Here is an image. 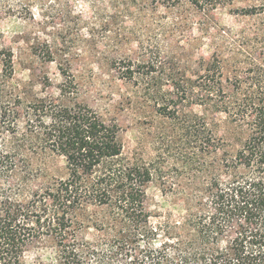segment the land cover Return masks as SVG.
I'll use <instances>...</instances> for the list:
<instances>
[{"label": "trees", "instance_id": "1", "mask_svg": "<svg viewBox=\"0 0 264 264\" xmlns=\"http://www.w3.org/2000/svg\"><path fill=\"white\" fill-rule=\"evenodd\" d=\"M153 1L208 15L234 0ZM246 1L234 10L243 26L219 32L224 55L201 59L197 81L174 82L181 98L211 111L210 120L223 114L228 127L164 107L167 116L182 115L199 170L210 173L197 205L185 202L179 219L151 223L145 187L152 171L120 159L116 122L84 103L37 97L22 114L19 93L0 98V264H27V252L46 245L50 264H264V0ZM13 74L12 50L0 48L1 92ZM39 144L64 157L67 175L32 188Z\"/></svg>", "mask_w": 264, "mask_h": 264}, {"label": "rangeland", "instance_id": "2", "mask_svg": "<svg viewBox=\"0 0 264 264\" xmlns=\"http://www.w3.org/2000/svg\"><path fill=\"white\" fill-rule=\"evenodd\" d=\"M247 4L234 0L206 15L153 0H0V48L12 50L14 67L0 98L19 93L22 114L37 97L84 103L104 120L116 122L120 159L152 171L145 187L151 223L179 219L185 202L197 205L195 195L207 187L210 173L200 171L201 160L181 130L182 115L167 116L164 107L176 106L187 117L202 115L209 126L214 124L211 111L181 98L174 82L197 81L201 59L214 51L224 55L219 32L241 28L245 19L234 10ZM64 84L69 93H61ZM216 117L221 130L228 127L223 114ZM24 121L19 119L20 129ZM32 155V188L66 177L63 156L40 144ZM204 160L211 169V157ZM46 246L32 247L26 263L55 262ZM44 250H49L48 259L40 262Z\"/></svg>", "mask_w": 264, "mask_h": 264}]
</instances>
